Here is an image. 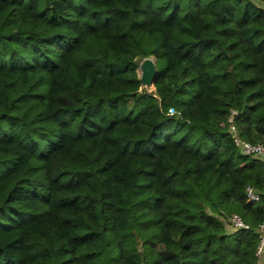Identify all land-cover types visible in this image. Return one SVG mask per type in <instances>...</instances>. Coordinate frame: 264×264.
<instances>
[{
    "label": "trees",
    "instance_id": "obj_1",
    "mask_svg": "<svg viewBox=\"0 0 264 264\" xmlns=\"http://www.w3.org/2000/svg\"><path fill=\"white\" fill-rule=\"evenodd\" d=\"M232 111L263 143L264 0H0V264H260Z\"/></svg>",
    "mask_w": 264,
    "mask_h": 264
},
{
    "label": "built area",
    "instance_id": "obj_2",
    "mask_svg": "<svg viewBox=\"0 0 264 264\" xmlns=\"http://www.w3.org/2000/svg\"><path fill=\"white\" fill-rule=\"evenodd\" d=\"M169 115L173 116L177 114L174 110H170ZM236 117H238V113L236 111H232L227 124H222V127L226 128L228 132L232 135V139L235 146L243 153V155L253 158H264V142L254 145L250 142L245 141L239 134L235 122ZM246 199L248 204L256 205L261 201L262 198L261 195L254 189V187L248 186L246 188ZM229 226L231 231H249L251 229L250 225L244 223L242 218L237 214H233L229 218ZM256 231L259 240L258 247L256 250V256L260 258L264 253V222L260 223L257 226Z\"/></svg>",
    "mask_w": 264,
    "mask_h": 264
},
{
    "label": "water",
    "instance_id": "obj_3",
    "mask_svg": "<svg viewBox=\"0 0 264 264\" xmlns=\"http://www.w3.org/2000/svg\"><path fill=\"white\" fill-rule=\"evenodd\" d=\"M139 76L142 82V89L154 87L159 77L156 61L152 58L144 59L139 68Z\"/></svg>",
    "mask_w": 264,
    "mask_h": 264
},
{
    "label": "rangeland",
    "instance_id": "obj_4",
    "mask_svg": "<svg viewBox=\"0 0 264 264\" xmlns=\"http://www.w3.org/2000/svg\"><path fill=\"white\" fill-rule=\"evenodd\" d=\"M151 58H152L153 60L156 61V59H155L154 57H151ZM142 90H145V91H147L148 93H153V92L155 91V88L152 87V88H150V89H142ZM254 145H255V144H254ZM233 213L239 215V216L242 218V220L244 221V223H246V224H248V225L251 226L252 218H251L249 215L246 216V214L243 213V212L240 211V210H238V211H234ZM230 231H231V229H230ZM236 232H237V231H234V232H231V233H236ZM259 259H260V264H263V261H262L263 257H261V258H259Z\"/></svg>",
    "mask_w": 264,
    "mask_h": 264
},
{
    "label": "crops",
    "instance_id": "obj_5",
    "mask_svg": "<svg viewBox=\"0 0 264 264\" xmlns=\"http://www.w3.org/2000/svg\"><path fill=\"white\" fill-rule=\"evenodd\" d=\"M261 257H263L262 261H263V264H264V253H263V255H262ZM261 257H260V258H261Z\"/></svg>",
    "mask_w": 264,
    "mask_h": 264
}]
</instances>
